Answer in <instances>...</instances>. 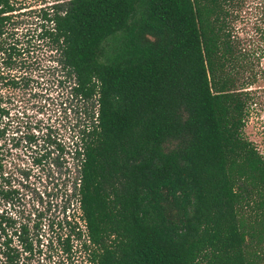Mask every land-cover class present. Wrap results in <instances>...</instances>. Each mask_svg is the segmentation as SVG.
Returning <instances> with one entry per match:
<instances>
[{
    "label": "trees",
    "instance_id": "obj_1",
    "mask_svg": "<svg viewBox=\"0 0 264 264\" xmlns=\"http://www.w3.org/2000/svg\"><path fill=\"white\" fill-rule=\"evenodd\" d=\"M233 1L61 0L32 11L30 34L0 0V141L35 40L73 101L66 140L36 137L55 180L44 206L17 226L0 210V264H19L14 237L31 252L48 232L58 264H264V158L242 131L255 74Z\"/></svg>",
    "mask_w": 264,
    "mask_h": 264
},
{
    "label": "rangeland",
    "instance_id": "obj_2",
    "mask_svg": "<svg viewBox=\"0 0 264 264\" xmlns=\"http://www.w3.org/2000/svg\"><path fill=\"white\" fill-rule=\"evenodd\" d=\"M13 1L21 7L16 17L21 23L19 30L27 29L31 34L35 15L32 11L61 0ZM229 10L231 38L250 62L255 74L252 84L245 88L249 101L242 131L264 158V0H234ZM34 42L33 49L21 55L27 64L22 73L27 84L14 89L10 95L6 139L0 141L3 155L0 187L14 190L13 205L9 207L0 199V210L15 219L14 226L27 221L31 223L33 214L44 206L46 192L54 187V174L51 173V176L45 166L34 162L45 147L36 137L50 130L52 138L65 139L68 120L72 117L71 80L51 66L56 57L54 51L48 50L44 43ZM26 135H34L35 140L28 142ZM62 178L63 175L58 179L59 185ZM56 202L59 203V198ZM69 212L77 215L75 204L69 205ZM32 234L34 236L35 233ZM13 245L19 252V264H58L59 248L53 233L40 237L31 252L23 250L15 237Z\"/></svg>",
    "mask_w": 264,
    "mask_h": 264
},
{
    "label": "built area",
    "instance_id": "obj_3",
    "mask_svg": "<svg viewBox=\"0 0 264 264\" xmlns=\"http://www.w3.org/2000/svg\"><path fill=\"white\" fill-rule=\"evenodd\" d=\"M76 219H77V218H76ZM77 222H78L79 227H80V229H81V231H82V233H83V236H84L85 238H87V236L85 235V225H84L83 220H79V219H77ZM85 240H86V242H88L87 239H85Z\"/></svg>",
    "mask_w": 264,
    "mask_h": 264
}]
</instances>
